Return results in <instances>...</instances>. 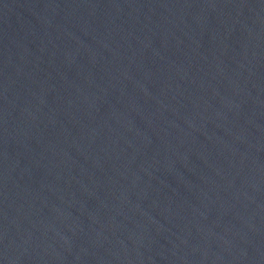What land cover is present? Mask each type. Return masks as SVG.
<instances>
[{"label": "water", "instance_id": "1", "mask_svg": "<svg viewBox=\"0 0 264 264\" xmlns=\"http://www.w3.org/2000/svg\"><path fill=\"white\" fill-rule=\"evenodd\" d=\"M0 264H264V0H0Z\"/></svg>", "mask_w": 264, "mask_h": 264}]
</instances>
